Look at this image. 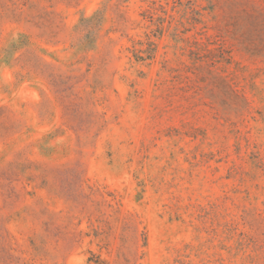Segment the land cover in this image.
Listing matches in <instances>:
<instances>
[{
    "label": "rangeland",
    "instance_id": "rangeland-1",
    "mask_svg": "<svg viewBox=\"0 0 264 264\" xmlns=\"http://www.w3.org/2000/svg\"><path fill=\"white\" fill-rule=\"evenodd\" d=\"M0 264H264V0H0Z\"/></svg>",
    "mask_w": 264,
    "mask_h": 264
}]
</instances>
